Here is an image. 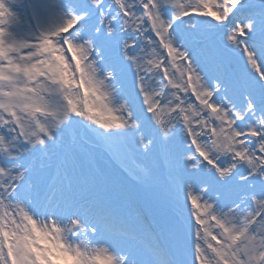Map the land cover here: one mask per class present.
<instances>
[{"label":"snow or ice","instance_id":"snow-or-ice-1","mask_svg":"<svg viewBox=\"0 0 264 264\" xmlns=\"http://www.w3.org/2000/svg\"><path fill=\"white\" fill-rule=\"evenodd\" d=\"M0 264H264V0H0Z\"/></svg>","mask_w":264,"mask_h":264},{"label":"bare ground","instance_id":"bare-ground-1","mask_svg":"<svg viewBox=\"0 0 264 264\" xmlns=\"http://www.w3.org/2000/svg\"><path fill=\"white\" fill-rule=\"evenodd\" d=\"M100 258H101V260L103 259V254H100Z\"/></svg>","mask_w":264,"mask_h":264},{"label":"rangeland","instance_id":"rangeland-1","mask_svg":"<svg viewBox=\"0 0 264 264\" xmlns=\"http://www.w3.org/2000/svg\"><path fill=\"white\" fill-rule=\"evenodd\" d=\"M68 55H71V53H68Z\"/></svg>","mask_w":264,"mask_h":264}]
</instances>
